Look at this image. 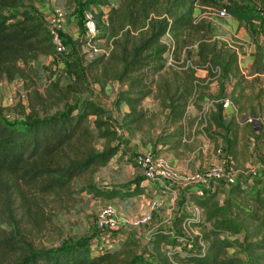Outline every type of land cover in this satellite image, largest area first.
I'll return each instance as SVG.
<instances>
[{
    "label": "rangeland",
    "instance_id": "374dc122",
    "mask_svg": "<svg viewBox=\"0 0 264 264\" xmlns=\"http://www.w3.org/2000/svg\"><path fill=\"white\" fill-rule=\"evenodd\" d=\"M226 1L218 0L216 6L210 7L195 5L193 16L195 19L206 20L212 37L218 41L219 45L235 51L238 58L243 55L241 44L246 43L252 46L254 59L257 47L260 48L264 62V21L253 14L261 0H236L247 5L253 16L251 22L240 24L247 41L238 38L236 33L227 35L226 28L231 26L226 20L217 17L220 6ZM119 2L120 0H26L21 8L14 10L19 15L27 8L33 13L42 15L51 9L54 10V7L61 8L65 12L62 37L66 51L61 55L40 56L30 61L27 66H23L24 77L16 78L12 82L0 80V119L6 125L21 126L25 123L27 114L34 112L37 118H49L62 114L71 106L82 109L85 101H94L106 109L111 116L110 136L95 139L94 149L102 152L105 148H109L116 149L117 152L116 157L113 156L105 167L91 169L74 179L58 194H41L15 178H0V240L7 238L13 241L12 238L20 240L22 244H16L22 245L25 249L47 251L90 242L93 249L105 245L111 250L128 251L144 260L156 261L158 252L152 250L149 245L148 234L151 225L135 227L130 224L133 219L139 217L137 207H132L135 205H132V198L127 202L124 201L125 198L109 201L113 202L119 213L126 218L129 217V224L125 228L103 231L96 226V215L108 200L92 194L89 187L132 190V181L138 179V176L132 174V163L135 158L133 149L136 150L135 152H142L150 148L159 157L165 152L172 153V150H175L174 153L185 151L182 156L188 158L191 153L189 151L207 145L205 154H202V150L199 149L197 156L200 162L197 172L203 173L215 162V151L221 148L233 156V167L237 178L246 181L242 183L243 189L239 188L230 198L244 209L251 211L256 193L261 192L264 195L262 171L264 167V75L259 76L260 80L258 83H253L252 89L247 84L236 89L234 97L240 93L241 89L244 95L239 101V106H243L242 112H238V106L232 102L231 98L235 81L230 77L228 80H223L225 87L223 98L230 100L232 108L223 109L221 127L208 123L212 105L220 103L223 99L218 98L217 84L214 91L216 93L212 95L210 85L213 81L220 83L216 79L203 85L206 87L202 90L207 93V101L196 100L193 107L190 103L192 100L188 99L189 106L187 105L182 122L170 123L168 110L162 107L163 89L167 84L168 93H173L176 88L173 84L175 73L181 75L182 67L197 61L194 43L192 45L191 40L186 37L188 44L179 43L177 53L168 58L169 61L172 60V65L168 66L167 62V65L153 78V82H149L151 78L145 81L150 91L149 96L140 105L145 117L138 126L139 131L132 135V126L123 125V116L128 112V108L125 104L114 106L120 97V84L115 76L122 67L117 59L121 56L129 58L131 46L135 43L131 37L127 39L120 34L113 37L111 34L110 10L113 7L117 8ZM141 11L139 8L140 13ZM150 11L160 15L161 4ZM86 13L95 16L99 23V35L91 40L86 37L83 30V16ZM193 37L190 36L194 39ZM181 39H184L183 35ZM162 41L170 43V36H166ZM101 56L104 58L100 59ZM242 72L247 75L243 68ZM202 73L205 76L203 70L196 69L197 77ZM137 75L139 74H133L134 77ZM246 80L249 82L252 77ZM53 82H57L60 87L67 86L71 92L70 98L56 102L58 97L60 99L62 97L59 95L58 88L50 87ZM176 84H180V81L177 80ZM226 87L227 90L230 88L229 93H225ZM127 88L128 86L124 85L123 90ZM48 91H51L53 99H49ZM248 119H251V122ZM93 121L94 117H90L89 125L95 132ZM117 125L124 129V135L119 136L115 132ZM164 141H166L165 144H163ZM252 172L262 173L261 181L255 182L256 180L249 179V174ZM186 189H182L176 196L163 224H159L171 233L168 243L166 241L161 244L163 253L164 251H180L181 255H185L202 252L205 249L206 244L198 243L197 237L206 233L211 224L206 223L205 212L195 204V199L184 195L183 191ZM158 191L162 196L168 193L173 194V192L178 193L177 188H170L164 193H161V189ZM224 191L225 193L220 195L218 200L221 205L229 195L227 189ZM187 202L194 205L192 207L198 208L199 212L196 215L195 211L189 210L188 215L194 218V222L192 224L189 222V225L184 228L186 222L178 223L176 219L177 211L180 209L183 211L185 207H188L185 206ZM241 237L242 235H239L240 239ZM229 252L232 253L233 250L230 249ZM21 256L23 254H7L1 258V261L3 259V264H11ZM169 263L184 264L176 259H169Z\"/></svg>",
    "mask_w": 264,
    "mask_h": 264
},
{
    "label": "trees",
    "instance_id": "16d2710c",
    "mask_svg": "<svg viewBox=\"0 0 264 264\" xmlns=\"http://www.w3.org/2000/svg\"><path fill=\"white\" fill-rule=\"evenodd\" d=\"M24 1L0 0V80L12 82L24 77L23 66L30 61L40 56L55 55L43 16L27 8L19 15L14 11L21 8ZM159 4L162 6L160 15L150 11ZM217 4L218 0H120L117 8H111L109 23L112 36L120 34L135 41L129 58L121 56L117 59L122 66L115 76L120 84V97L114 103L116 107L125 104L128 108L123 116V125L132 126V135L139 131L138 126L145 117L140 107L150 93L145 81L151 78L149 82H153V78L167 65L168 58L177 53L179 43L188 44L186 37L192 45L194 43L197 61L182 67L181 75L175 73L173 84L176 88L173 93H168L167 84L163 89L162 107L168 110L170 123L182 122L189 106L188 99L192 100V105L196 100L207 101V93L202 89H206L203 85L212 79L220 81L217 83L218 98L224 96L223 80L230 77L235 81L232 102L238 106V112L243 111V106H239L244 96L242 89L235 97L234 93L243 84L252 89L253 83H258L259 76L264 75L263 56L257 47L254 62L245 75L237 53L219 45L212 37L206 20L194 18L195 5L210 7ZM221 8L241 25L253 20L249 7L236 0H227ZM182 35L184 39H181ZM166 36H170V43L162 41ZM196 69L203 70L205 76L198 78ZM133 74L139 75L134 77ZM250 77L252 80L248 82L246 79ZM177 80L180 84H176ZM124 85L128 86L125 90ZM50 87L58 88L62 97H58L56 102L71 96L67 86L60 87L53 82ZM50 92H47L48 97L53 99ZM224 99L212 105L210 125L221 127ZM34 115V112L27 114L21 126H9L0 119V178H15L41 194H58L91 169L105 167L116 155V149L105 148L102 152L94 149L95 139L108 138L111 134L110 113L94 101H85L82 109L71 106L62 114L49 118L41 119ZM90 117H94L95 132L89 125ZM261 179L253 178L255 182ZM241 180L229 187V195L222 205L218 200L225 193L223 185L214 191H207L203 197H197L193 189L185 190L184 195L195 199V204L205 212L206 223L211 224L206 233L197 237L198 243L206 244L202 252L185 255H181L180 251L163 253L161 244L169 240L171 233L160 228L148 234L149 245L158 252L156 261L144 260L128 251L111 250L105 245L93 249L90 242L47 251L25 249L20 240L11 238L15 241L13 243L5 238L0 240V264H3L1 258L16 253L23 256L11 264H171L169 259L180 260L184 264H264V195L257 192L253 209H244L230 198L239 188L243 189L242 183L246 181ZM143 181V177L132 181V190L95 186L89 187V190L108 201L125 198L127 202L145 192ZM176 220L178 223L194 222L181 209L177 211Z\"/></svg>",
    "mask_w": 264,
    "mask_h": 264
},
{
    "label": "built area",
    "instance_id": "2783aa9c",
    "mask_svg": "<svg viewBox=\"0 0 264 264\" xmlns=\"http://www.w3.org/2000/svg\"><path fill=\"white\" fill-rule=\"evenodd\" d=\"M253 14L256 15L260 20L264 21V0L255 7ZM43 20L48 27L49 34L52 40V44L55 49V55L64 54L66 51L64 40L62 37L63 26L65 21V12L59 8L54 7L46 13H42ZM217 17L224 20H233L234 18L227 13L224 8H221L217 12ZM83 30L84 34L88 39L96 38L99 35V23L95 16L91 13H86L83 16ZM172 65V60H168V66ZM222 108H232V104L228 98L222 101ZM251 122V119H248ZM115 132L121 136L125 134L124 129L117 125ZM215 162L203 173H194L189 180V188L195 191L197 197H203L207 191H214L218 186H224L229 189L230 186L237 183L238 178L234 172V161L233 158L218 148L215 151ZM134 166L140 170L142 177L145 181L159 182L164 185V190L168 191L170 188L168 185L174 183L177 174L174 167L169 161L159 156L154 155L151 150L145 151L141 154H137L134 158ZM264 176V167L262 169ZM259 172H252L249 174L250 178H262ZM162 201L160 199L151 200L148 203L147 211L133 219L130 223L132 226L141 227L149 225L151 221L152 213L160 208ZM190 206V210L195 211L198 215V208ZM189 214V213H188ZM193 214V215H195ZM191 215V216H193ZM195 217V216H194ZM194 219V218H193ZM128 222H124L118 218V211L113 204L103 205L96 215V226L100 230L113 231L119 228H125ZM189 222L184 224L188 226Z\"/></svg>",
    "mask_w": 264,
    "mask_h": 264
},
{
    "label": "crops",
    "instance_id": "0c3cea01",
    "mask_svg": "<svg viewBox=\"0 0 264 264\" xmlns=\"http://www.w3.org/2000/svg\"><path fill=\"white\" fill-rule=\"evenodd\" d=\"M226 21H227L228 25L231 26V27L226 28V32H228V33H226L227 35H229V33H231V34L236 33L237 37L242 38L243 41L248 40L247 38H245L244 29L242 27H240L239 22H237L235 19L226 20ZM241 45H242L241 51H242L243 55L239 57V65H240L241 70L243 68L244 71L247 72L249 67H251V65L254 62V55L252 53V46L251 45L246 44V43H242ZM198 77L202 78V77H204V74L202 73V74L198 75ZM215 84H217V83L215 81H213L212 84L210 85L212 88L211 89L212 95H214L216 93V92H214L215 91ZM229 91H230V88H228V90H227V87H226L225 93H229ZM206 148H207V145H202V148L197 147V149H193L192 151H189L191 153H190L188 158L187 157L184 158V156H182V154L185 153V151H179V152L177 151L176 153H174L175 150H172V153L165 152L164 155L160 156L161 158H164L167 161H169L176 171L177 178H176L175 182L170 183V185H168V187L172 188V189L177 188L178 193L173 192V194L168 193L167 195L162 196V195H159L160 191H158L159 189H161V193H164L166 191V190H164V185L162 183L150 182V181H145V180L142 182V185L144 186V188H146L145 192L142 193L139 197L132 198V205L135 204L132 207H137V215L139 214V216H140L147 211L148 203L151 200L160 199L162 201L161 207L152 213L151 221L149 223L151 225L150 232L155 230V229L164 228V226H161V225L163 224L162 222L166 219V215L168 213V210L172 209V202L175 200V198H177L176 196L181 193L182 189L189 188L188 186H189L190 177L194 173H196L197 170L200 168L199 167L200 162L197 159V156L199 154L198 150L201 149L202 150L201 153L205 154L204 152H205ZM148 150H150V148H148L142 152L141 151L135 152L136 150L133 149L132 153H134L136 156L137 154H141V153L148 151ZM166 156H168V157H166ZM114 157H116V156H114ZM191 163H193V164H191ZM132 174L135 176H138V178H142L140 170H138L134 166V163H132ZM226 189L227 188H225V190ZM183 192L185 194V191H183ZM108 203L113 204V202L105 201V203L103 205L108 204ZM191 205L192 204L190 202H187L185 206H188V207H185V209H183V211H186L188 214ZM118 218L120 220H124L125 223L129 221V219H128L129 217L126 218L119 212H118ZM159 224H161V225H159ZM107 241H109V240H107Z\"/></svg>",
    "mask_w": 264,
    "mask_h": 264
}]
</instances>
